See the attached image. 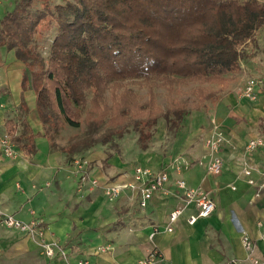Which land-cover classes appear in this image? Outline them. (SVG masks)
<instances>
[{
    "label": "crops",
    "instance_id": "1",
    "mask_svg": "<svg viewBox=\"0 0 264 264\" xmlns=\"http://www.w3.org/2000/svg\"><path fill=\"white\" fill-rule=\"evenodd\" d=\"M8 1L0 0V18L13 8L14 3L9 6ZM258 41L256 61L245 60L236 82L185 116L167 156L153 148H136L130 157L95 146L83 154L87 169L76 174L70 161L76 158L75 153L68 155L46 138L35 139L32 157L23 155L12 142L15 158H0V206L22 221L40 219L43 239L59 242L67 258L48 259L39 246L40 238L4 229L0 230V264H76L82 258L96 264H136L152 248L162 254L159 264H224L228 260L252 264L242 234L253 244L252 257L264 262V31ZM2 51L7 55L0 64V135L6 133L9 119L19 129L25 120L34 134H42L36 93L29 80L25 88L23 85L24 65L13 51L4 47ZM248 78L260 81L254 100L242 96ZM21 102L28 109L26 113L19 108ZM8 115L15 119L6 120ZM212 121L225 140L219 152L224 163L219 175L206 170L209 155L205 140L213 131ZM161 135H165L164 128L158 137ZM259 138L263 145L248 152L247 144ZM175 159L186 161L187 167L177 172L171 164ZM136 166L153 171L166 167L170 178L143 209L133 190L124 189L113 201L104 194L110 184L132 182ZM245 168L248 176L243 173ZM177 179L209 194L215 204L210 216L188 223L196 208L186 204L174 184ZM178 208L182 212L172 231H165L168 215ZM154 228L158 233H153ZM98 246L106 250L96 252Z\"/></svg>",
    "mask_w": 264,
    "mask_h": 264
},
{
    "label": "trees",
    "instance_id": "2",
    "mask_svg": "<svg viewBox=\"0 0 264 264\" xmlns=\"http://www.w3.org/2000/svg\"><path fill=\"white\" fill-rule=\"evenodd\" d=\"M33 5L15 0L0 18V48L24 65L23 85L29 80L36 93L43 126L42 134H34L25 120L20 129L11 119L5 122L4 134L27 157L36 153V138L51 142L61 127H79L83 112L85 137L70 145L68 155L115 147L114 139L129 133L146 151L159 119L173 142L185 116L217 96L196 88L198 103L182 100L179 86L227 82V75L240 71L245 48H257L264 31L259 0H43L32 12ZM52 29L43 59L37 39ZM132 82L143 83L144 101ZM156 88L165 91L163 109ZM19 108L28 111L23 102Z\"/></svg>",
    "mask_w": 264,
    "mask_h": 264
},
{
    "label": "built area",
    "instance_id": "3",
    "mask_svg": "<svg viewBox=\"0 0 264 264\" xmlns=\"http://www.w3.org/2000/svg\"><path fill=\"white\" fill-rule=\"evenodd\" d=\"M259 79L250 78L245 83L244 89L242 91V96L249 100H254L256 98L255 86L259 83ZM213 131L211 135L205 140V146L208 151L209 161L206 164V170L211 175H219L223 169L224 163L222 158L219 156L220 148L224 143V138L218 127L215 125V121H212ZM263 145L261 138L250 141L247 144V151L251 152ZM16 150L10 139L6 134L0 135V158L13 159L16 156ZM170 164V163H169ZM169 164H166L167 167ZM177 172H181L183 168L187 167L188 163L186 161L175 159L171 163ZM76 168V174L81 170L87 169L88 160L86 159H75L74 164ZM166 167L159 171H153L149 168H144L141 166H136L133 170V180L128 184H110L104 189V194L113 201L119 197L124 189L133 190L138 196V206L143 209L146 207L147 202L152 198V196L159 190H163L165 185L169 183V174ZM244 175H249V169L245 168L243 170ZM248 183H252L248 180ZM93 185H96V181H92ZM175 186L181 190L182 196L186 204H194L196 208L195 214L189 216L188 223L194 224L199 218H206L210 216L215 208L214 201L209 196V194L203 191L201 188H190L186 185L185 181L182 179H177L174 181ZM261 186L264 187V171L262 172V182ZM182 212V208H178L172 211L168 215V224L165 231H172V224L178 219ZM14 230L22 235L34 238H40L41 242L39 246L42 249L43 255L52 259L55 257H61L62 259L67 258V252L64 247L55 240L45 241L44 228L42 222L38 218H33L30 221H22L15 218L13 215L2 210L0 206V230ZM158 228H154L153 233H158ZM242 243L244 249L248 252L249 258L252 264H264L263 261L252 257L253 244L250 239L242 234ZM106 250L103 246H98L95 248L96 252H103ZM162 254L155 248L150 249L147 254L137 260L136 264H159L161 262ZM76 264H96L91 262L88 258H82L77 261ZM224 264H236L234 260H228Z\"/></svg>",
    "mask_w": 264,
    "mask_h": 264
},
{
    "label": "rangeland",
    "instance_id": "4",
    "mask_svg": "<svg viewBox=\"0 0 264 264\" xmlns=\"http://www.w3.org/2000/svg\"><path fill=\"white\" fill-rule=\"evenodd\" d=\"M42 1L43 0H34V5H33V8L31 11L32 12L36 11L40 7V3ZM49 1L52 4H54L56 2H60V0H49ZM259 1L264 3V0H259ZM14 2H15V0H9L7 5L10 6ZM258 35H257L256 41L260 42L261 39H260V41H258ZM53 37H54V29L50 30L47 33H44L42 36L38 37V39H37V46L39 48L40 55L42 56L43 59H45L47 56L49 46H50V43H51ZM260 37H261V35H260ZM245 50H246V56H247V58H245V60L250 59L251 61L252 60L256 61L257 54L259 53L258 48L254 49V48H252L251 44H248V46L245 48ZM6 53L7 52H5V51H2L0 53V64L4 61V59L2 60V58H3V55L5 56ZM245 60L243 59L241 61L240 65L241 64L245 65V63H244ZM239 73H240V71L236 72V73H230L229 75H227L226 76L227 82H225L223 84L222 83H212V84L184 83V84H181L179 86L180 93L178 94L179 95L178 97L182 100L189 98V99H192L194 101V103H198V100L194 97V94H193V92L196 88H200L201 90H204L203 92H215V94L217 93V96H218L220 93H222V91H224L227 88V86L229 84H231V82H236L238 80ZM248 79H250V78H248ZM216 86L218 88L214 89ZM129 87L138 93V95L142 98V101L145 100L146 90L144 88L143 83L132 82V83H129ZM155 91L157 93L158 105L161 109H163L166 106L165 91L162 88H156ZM106 100L108 101V104L111 105V100H110L109 94H106ZM213 100H214V98L211 99L210 101L212 102ZM207 103H210V102L206 101L202 105H207ZM9 118H12L13 120L15 119L14 117H11V115H8L6 117V120ZM79 120H80V126L79 127H76V128L68 127V126L61 127L59 129V131L54 135V137L51 141L53 146L55 145V146H58L60 148L65 149V150H69L70 145H72L75 142L82 141L85 137L86 129H87V127H86L87 124L85 121V112L80 114ZM163 128L165 129L164 122L162 119H159L157 122V130L155 132L154 139H153V142L151 143L150 149L153 148L152 150H156L157 152L161 153L163 156H167L170 154V151H171L170 149L172 147L173 142H172V140H168L166 138V132H165V135H161L158 137L159 131L162 130ZM135 138H136V136L133 133H129V134L124 135L120 139L115 138L114 143H113V144H116L115 147H114V145L111 146L112 143L111 144L108 143L106 145H98V146H102L101 148H103L104 151L111 149L113 152H117V153L119 152L120 155L122 153H125L127 156L134 157V155L136 153L135 151L137 148L136 143H135V140H136ZM86 151H88V150H85L81 153H75L74 156L76 158L71 157V159H70L71 164H74L75 159H78V158L84 159L83 154H85Z\"/></svg>",
    "mask_w": 264,
    "mask_h": 264
}]
</instances>
